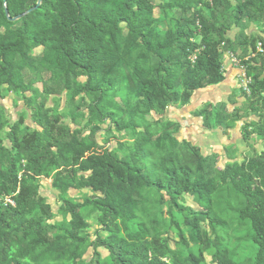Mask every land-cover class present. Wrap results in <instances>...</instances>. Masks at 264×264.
<instances>
[{"label":"trees","instance_id":"trees-1","mask_svg":"<svg viewBox=\"0 0 264 264\" xmlns=\"http://www.w3.org/2000/svg\"><path fill=\"white\" fill-rule=\"evenodd\" d=\"M238 1L228 14L230 0H42L9 22L5 10L14 18L37 0H0V100L20 96L34 125L21 130L23 120L10 123L0 105V264H202L211 245L214 264H264V78L252 76L248 86L259 121L243 128L244 140H257L261 150L221 170L216 156L200 155L172 132L148 125L135 132L134 124L224 82L232 26L264 17V0ZM258 44L250 47L260 56ZM121 77L129 79L127 108L114 102ZM62 93L80 110L68 114L72 124L75 116L83 122L74 129L44 109L49 96ZM192 116L205 130L223 133L237 117L209 103ZM107 120L119 133L131 128L130 138L113 148L108 140L99 145L98 124ZM43 176L60 196L62 221H53L39 195ZM69 190L92 196L81 205L64 198ZM188 197L198 210L183 205ZM83 207L96 214L105 236L91 240ZM228 212L252 246L245 262L210 241L200 225L214 235ZM175 216L190 229L196 253ZM173 228L178 242L171 248Z\"/></svg>","mask_w":264,"mask_h":264},{"label":"rangeland","instance_id":"rangeland-1","mask_svg":"<svg viewBox=\"0 0 264 264\" xmlns=\"http://www.w3.org/2000/svg\"><path fill=\"white\" fill-rule=\"evenodd\" d=\"M231 2V10L228 14H232L234 7L240 1L238 0H230ZM159 13L158 9L154 10V15L157 16ZM232 32H230L231 40L233 43L231 47L224 52L229 53L231 57L236 60V64L232 65L233 69L237 70L233 76H231L225 86H219L217 91L213 92L212 95L204 94V99L199 102H194V109L200 110L204 104L207 103V100L210 101V104L215 109H223L225 112L229 114L237 115L236 119L233 122L229 123V129L226 131V137L231 141V144L225 146L222 144L223 142L219 141V138L215 136H207V134L203 135L202 128L199 126L197 122H194V128L190 131L189 134L186 135L185 131L184 135L182 134V130L184 127L182 126L184 119L188 121L191 120V114L180 115L179 110H175V107H168L162 115H146V116H138L134 120V124L137 129L135 132L141 131L142 126L148 125L154 131L160 132L162 130H167L168 132H172L175 134V137L178 141H189L190 145L196 147L199 150V154L205 157L216 156L217 162L216 167L218 170H221L224 167L223 154H228L237 159L238 162L242 160H246L250 157L255 156L260 150L262 145L257 140H244L243 138V128L247 127V130H251V126L259 121L258 113L254 110L256 106L252 104L250 92L249 95H246L242 91V87L239 83V75L241 67V73L245 75V77L249 80V84L253 83L252 76H260L264 78V49L261 48L260 56L256 54H252L250 42L253 40L255 45L260 43L259 39L264 41V17H260L259 22L257 24H252L248 22L247 19L243 18L240 23V30L236 29L232 26ZM198 42V39H196ZM35 54L39 53V50L34 52ZM224 56V55H223ZM225 58H222V62H224ZM228 63H224L225 65ZM225 68L222 72L223 75L226 73ZM47 79V78H45ZM121 88L117 91L114 102L120 105L123 108H127L128 102V91L126 86L129 84V79L126 77L120 78ZM35 88L38 91H41V84H36ZM28 96V94H26ZM264 97V93H263ZM78 97L75 98L76 102L78 101ZM201 103V104H199ZM0 105L3 108L4 115L6 119L10 123H14L18 121L19 118L23 120V125L21 126V130L24 128H34V125L30 121V113L24 106V101L22 98L12 92L7 93L5 97L0 100ZM44 109H50L53 113H56L62 125L69 126L71 129H74L77 125H82L83 122L75 116V124H72L70 118H68V114L71 113L73 115L79 114L80 110L76 109V104L69 101L67 96L62 93L60 96L52 97L49 96L45 103ZM197 123V124H196ZM98 132H97V142L99 145L104 144L105 140H108L107 147H115L117 141L124 142L127 141L132 135V129L129 128L124 130L123 132H117L116 128L113 124H111L108 120L98 124ZM198 127V128H197ZM4 131H7L6 125L4 126ZM189 131V130H188ZM192 133V136H191ZM88 131L82 133V136H87ZM181 135V136H180ZM184 139V140H183ZM154 145V143H153ZM51 177L43 176L39 179V195L43 198L44 203L49 207L50 215L53 217V221H62V216L58 213L59 206L61 205V200L59 194L51 188ZM92 196L91 192L87 190L82 191H74L69 190L67 194L64 196L67 200H72L75 203L84 205V203L90 199ZM184 206L191 207L194 210H198L199 207L192 201L191 198H185L183 201ZM163 212L167 210V204L162 206ZM83 213L87 215L86 222L89 225V229L87 231L91 240L94 239L96 233L100 236H105L104 233L99 231V228L96 224V214H89V207L82 208ZM166 219H169V216L164 215ZM176 222L179 225L180 231L182 232L188 247L196 253V246L191 240V231L188 227H185L182 224V219L178 216H175ZM68 219V218H66ZM223 219L226 223L224 228L216 227L214 231V235L212 231H210L206 225L201 223L200 225L208 231V236L210 241H216L222 245H225L228 250L233 253V257L235 260L240 262H245V260L252 256L253 249L246 238L245 228L242 226H238L236 223L232 212L224 213ZM174 228L173 232L170 236L169 245L171 248H174V243L178 242V238L175 235ZM214 245V244H213ZM214 246H210L208 252L203 254V263L202 264H214L213 263V255ZM91 256V250H88L84 259H89ZM101 256L105 257L106 253L101 251Z\"/></svg>","mask_w":264,"mask_h":264},{"label":"crops","instance_id":"crops-1","mask_svg":"<svg viewBox=\"0 0 264 264\" xmlns=\"http://www.w3.org/2000/svg\"><path fill=\"white\" fill-rule=\"evenodd\" d=\"M224 63H228V64L225 65V67L223 65V69L225 68V70H226L225 71L226 73L224 74V82H222L221 84H219L217 86L207 87V88H204L202 90H199V91L193 93L188 105H186V106H184L182 108H175V110H177V111L179 110V113H180L181 116L185 115V114H191V116H192L193 112L198 111V110L194 109V105H195L194 102H197V101L199 102L202 98L204 99L205 98L204 94H207V95L211 96L213 92L217 91V88H219V86L220 87L221 86L222 87L225 86V84L228 82L229 78L231 76H233V74H235V72H237V70L233 69V66L228 61V59H225L223 64ZM207 103L210 104V101L207 100ZM199 104H201V103H199ZM194 122H197L199 124V126L202 128L203 135L207 134V136H215V137L219 138V141L223 142L222 144L224 145V147L228 146V144L232 143L231 141H229V139H227L226 132L223 133V132H221L219 130H212V131L205 130L203 128V126H202V120L200 118H195L193 116L191 117L190 121H188L187 119H184L183 124H182V126L184 127V129L182 130V134L183 135L185 134L184 133L185 131H187L186 135L189 134L190 131L194 128V126H196V125H193ZM191 136H192V133H191ZM187 142H189V141L187 140ZM221 154H223L222 157H223V160H224V164L229 163V162H233V161H237V159H235L233 156H230L228 154L225 155L224 153H221Z\"/></svg>","mask_w":264,"mask_h":264},{"label":"built area","instance_id":"built-area-1","mask_svg":"<svg viewBox=\"0 0 264 264\" xmlns=\"http://www.w3.org/2000/svg\"><path fill=\"white\" fill-rule=\"evenodd\" d=\"M257 51L259 53H261V48H260V44L257 45ZM194 56H191L190 57V62H193L194 61ZM223 58L225 59H228V61L232 64V65H235L236 64V60L231 57V55L229 53H225ZM240 70V75H239V83H240V86L242 87V91L246 94V95H249V80L245 77V75L243 73H241V67L239 68ZM3 203L5 205H10V206H14L13 202L9 199V198H4L3 199Z\"/></svg>","mask_w":264,"mask_h":264},{"label":"water","instance_id":"water-1","mask_svg":"<svg viewBox=\"0 0 264 264\" xmlns=\"http://www.w3.org/2000/svg\"><path fill=\"white\" fill-rule=\"evenodd\" d=\"M42 0H37V3H36V6L32 9H29L28 11H26L25 13L23 14H20L14 18H8V14H7V11L5 10L4 13H5V16L7 17L8 21L9 22H15L19 19H21L23 16L27 15V14H30L32 11H34L40 4H41Z\"/></svg>","mask_w":264,"mask_h":264}]
</instances>
